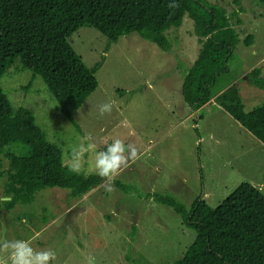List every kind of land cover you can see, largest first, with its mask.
Listing matches in <instances>:
<instances>
[{
    "label": "rangeland",
    "instance_id": "obj_1",
    "mask_svg": "<svg viewBox=\"0 0 264 264\" xmlns=\"http://www.w3.org/2000/svg\"><path fill=\"white\" fill-rule=\"evenodd\" d=\"M223 1L235 8L233 0ZM241 3V41L229 61V75L240 81L249 111L264 100H254L255 85L247 76L255 67H262L264 75V0ZM193 29L188 16L180 27L169 29L171 51L138 32L122 36L109 49L107 37L94 27L74 32L69 41L86 64H101L97 89L74 115L79 128L31 70L9 71L0 78L13 105L32 110L49 140L62 148L65 163L85 134L97 150L119 137L141 153L115 178L131 188L128 192L114 180L111 192L98 186L81 199L67 188L52 187L12 211L0 200V236L32 240L38 250L55 251L53 264H87L88 257L94 264H172L193 243L196 231L172 207L157 201L156 193L174 196L187 207L199 197L215 207L243 182L264 186V144L215 97L195 111L182 95L183 69L200 48ZM248 34L254 36L250 46L244 44ZM243 73L247 77L239 78ZM108 101L114 102L112 112L100 115L98 106ZM6 167L8 160L2 158L0 168ZM4 181L0 179V197Z\"/></svg>",
    "mask_w": 264,
    "mask_h": 264
},
{
    "label": "trees",
    "instance_id": "obj_2",
    "mask_svg": "<svg viewBox=\"0 0 264 264\" xmlns=\"http://www.w3.org/2000/svg\"><path fill=\"white\" fill-rule=\"evenodd\" d=\"M211 1L176 0L179 6L172 9L168 7L172 0H0V78L9 71L31 70L34 78L40 76L46 83L59 110L79 128L74 115L97 89L101 64L89 67L69 37L91 26L107 37L109 49L122 36L138 32L171 51L166 32L180 27L188 16L200 48L183 69L185 101L196 111L215 97L264 144V101L247 111L234 83L237 77L229 75V61L241 41V0H233L232 10L223 0ZM253 42V34H248L244 44ZM247 76L264 90L262 67ZM2 158L8 160V167L0 168V179H5L0 200L6 211L33 203L46 188H67L73 198L81 199L102 183L94 173L69 171L62 148L49 140L33 111L15 107L0 86ZM114 184L124 192L131 189L118 179ZM155 197L196 231L193 243L172 264H264V192L259 187L243 182L215 207L200 197L190 207L171 195Z\"/></svg>",
    "mask_w": 264,
    "mask_h": 264
},
{
    "label": "clouds",
    "instance_id": "obj_3",
    "mask_svg": "<svg viewBox=\"0 0 264 264\" xmlns=\"http://www.w3.org/2000/svg\"><path fill=\"white\" fill-rule=\"evenodd\" d=\"M178 6L176 0H172L168 5L172 9ZM252 85L254 84L252 83ZM258 98L261 97L259 96ZM114 106L112 101L100 104L98 106L100 115L110 114ZM85 154H89L87 161L84 159ZM140 156L141 153L134 144H126L119 137L108 143L104 150H97V145L92 141L91 135L85 134L81 143L72 147L71 158L66 161V167L75 174L94 173L98 175L102 180L100 187L104 188L105 191L111 192L115 178L129 167L130 162L135 163ZM86 163L87 169H85ZM39 235L40 233H37L36 237ZM55 260V251L51 249L38 250L32 246V240H9L4 236H0V264H53ZM87 264H94V258L88 257Z\"/></svg>",
    "mask_w": 264,
    "mask_h": 264
},
{
    "label": "crops",
    "instance_id": "obj_4",
    "mask_svg": "<svg viewBox=\"0 0 264 264\" xmlns=\"http://www.w3.org/2000/svg\"><path fill=\"white\" fill-rule=\"evenodd\" d=\"M246 74H242L239 78H244V77H247V76H245ZM264 76V75H263ZM235 83H237V85H238V87H239V90H240V93H241V91H242V86H241V84H240V81L239 80H235L234 81ZM251 91H253V98H254V100H256L259 96L261 97V98H264V90L263 89H260V88H258V87H253V89L251 88ZM242 94V93H241ZM211 103V102H210ZM209 103V104H210ZM206 106V105H205ZM65 160V159H64ZM262 191L264 190V186H263V184L262 183H257L256 184Z\"/></svg>",
    "mask_w": 264,
    "mask_h": 264
}]
</instances>
